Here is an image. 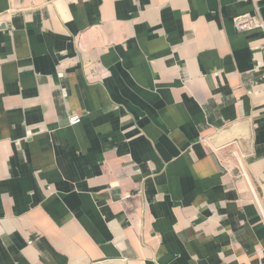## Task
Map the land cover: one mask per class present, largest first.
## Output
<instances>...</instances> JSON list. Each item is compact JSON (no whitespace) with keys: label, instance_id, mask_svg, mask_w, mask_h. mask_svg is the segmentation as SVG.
Returning a JSON list of instances; mask_svg holds the SVG:
<instances>
[{"label":"crops","instance_id":"crops-1","mask_svg":"<svg viewBox=\"0 0 264 264\" xmlns=\"http://www.w3.org/2000/svg\"><path fill=\"white\" fill-rule=\"evenodd\" d=\"M242 14L264 0H0V264L264 262Z\"/></svg>","mask_w":264,"mask_h":264},{"label":"built area","instance_id":"built-area-1","mask_svg":"<svg viewBox=\"0 0 264 264\" xmlns=\"http://www.w3.org/2000/svg\"><path fill=\"white\" fill-rule=\"evenodd\" d=\"M233 28L236 32H247L261 30L264 31V23L262 20H254L250 14H242L236 16L232 20ZM70 126H74L80 122V118L77 115H73L68 120ZM259 264H264L260 262Z\"/></svg>","mask_w":264,"mask_h":264}]
</instances>
